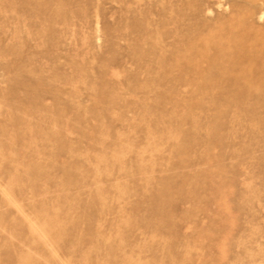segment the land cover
<instances>
[{
  "label": "rangeland",
  "instance_id": "obj_1",
  "mask_svg": "<svg viewBox=\"0 0 264 264\" xmlns=\"http://www.w3.org/2000/svg\"><path fill=\"white\" fill-rule=\"evenodd\" d=\"M0 264H264V0H0Z\"/></svg>",
  "mask_w": 264,
  "mask_h": 264
}]
</instances>
